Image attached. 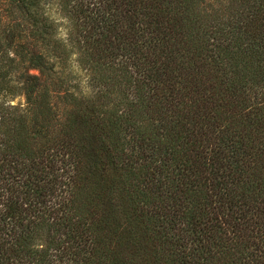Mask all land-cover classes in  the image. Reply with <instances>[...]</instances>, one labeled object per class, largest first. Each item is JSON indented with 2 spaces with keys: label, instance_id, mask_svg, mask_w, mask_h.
Here are the masks:
<instances>
[{
  "label": "trees",
  "instance_id": "1",
  "mask_svg": "<svg viewBox=\"0 0 264 264\" xmlns=\"http://www.w3.org/2000/svg\"><path fill=\"white\" fill-rule=\"evenodd\" d=\"M0 264H264V0H0Z\"/></svg>",
  "mask_w": 264,
  "mask_h": 264
},
{
  "label": "rangeland",
  "instance_id": "2",
  "mask_svg": "<svg viewBox=\"0 0 264 264\" xmlns=\"http://www.w3.org/2000/svg\"><path fill=\"white\" fill-rule=\"evenodd\" d=\"M62 31L64 32V29L62 28ZM73 68L75 70V72H77L79 74V76L81 77L82 81H84L86 79L84 73L82 71H78V68L76 66L73 65ZM32 74H36L37 72L34 70H31ZM10 104L12 105H23L24 104V98L22 96L16 97L14 99L10 100Z\"/></svg>",
  "mask_w": 264,
  "mask_h": 264
}]
</instances>
